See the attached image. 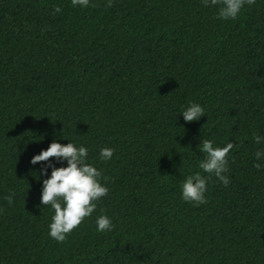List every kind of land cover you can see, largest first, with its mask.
I'll list each match as a JSON object with an SVG mask.
<instances>
[{
	"label": "trees",
	"instance_id": "1",
	"mask_svg": "<svg viewBox=\"0 0 264 264\" xmlns=\"http://www.w3.org/2000/svg\"><path fill=\"white\" fill-rule=\"evenodd\" d=\"M107 2L0 0V264H264V0L227 21L202 0ZM204 140L234 144L226 187ZM53 141L86 147L109 189L64 243L41 195L67 162L31 163ZM197 172L200 206L182 198Z\"/></svg>",
	"mask_w": 264,
	"mask_h": 264
},
{
	"label": "clouds",
	"instance_id": "2",
	"mask_svg": "<svg viewBox=\"0 0 264 264\" xmlns=\"http://www.w3.org/2000/svg\"><path fill=\"white\" fill-rule=\"evenodd\" d=\"M205 7L216 6L217 16L222 20L236 19L245 5L252 6L256 0H202ZM73 7L87 8L90 0H71ZM95 7V5H91ZM113 6V0H108L107 7ZM62 9L56 7L55 13ZM186 123L199 121L205 116L204 108L198 103H191L182 113ZM256 143H261L264 138L254 136ZM234 148L233 143H227L224 147H215L213 141L204 140L199 146V151L204 158L199 163V168L208 175L215 176L225 187L230 183L229 178L224 175L228 171V156ZM114 155V149L103 148L100 151V159L109 161ZM88 149L84 146L77 147L69 142L62 145L53 141L47 150L35 155L31 163L33 165L41 162H49L55 158L57 161H66L67 167L56 168L52 165L51 177L43 181L41 204L50 206L54 210L52 222L49 224V236L58 243H64L73 231L78 230L86 218H91L97 209V203L109 193V189L101 183L102 173L96 167L87 163ZM257 160L264 157V152L255 153ZM256 169L261 168L260 163L254 164ZM46 173V170L44 171ZM208 178L200 172L190 175L182 184V198L195 206L207 204L205 196ZM6 196L8 204L11 205L13 196ZM97 231L104 233L111 231L114 227L112 220L107 215H100L96 219Z\"/></svg>",
	"mask_w": 264,
	"mask_h": 264
}]
</instances>
